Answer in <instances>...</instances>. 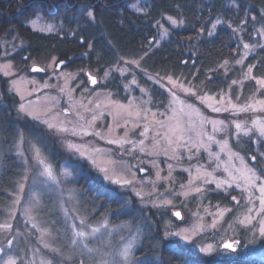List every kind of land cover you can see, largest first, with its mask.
Returning <instances> with one entry per match:
<instances>
[{
  "label": "rangeland",
  "instance_id": "rangeland-1",
  "mask_svg": "<svg viewBox=\"0 0 264 264\" xmlns=\"http://www.w3.org/2000/svg\"><path fill=\"white\" fill-rule=\"evenodd\" d=\"M130 9L142 15L147 13L141 0L130 3ZM84 10L80 8L78 17ZM166 17L171 16L163 15L159 20L160 24H156L157 38L154 40L153 48L160 47L169 38L173 29L182 26L178 19L172 17L177 20V24L172 25L165 19ZM214 24L215 27H211L212 35L220 25L229 26L228 22L221 19ZM26 25L42 34H54L66 28L64 22L43 14H37L27 21ZM49 27L52 28L51 31H48ZM238 33L240 40L234 60L217 66L216 70L207 72L203 76L197 73L188 76V74H174L168 70L147 69L142 64L145 54L120 57L103 73L98 70H70L65 67L57 70L59 62L55 56L27 60L25 59L27 44L23 39L12 31L0 35V105L7 106L9 98L18 99L19 102L13 107L15 117L22 122L29 120L35 125L29 128L22 123L16 124L12 145L6 149L1 143L0 133V170L5 154L14 156L20 167L10 200L0 206V224L10 220L14 226L11 233L0 232V246H3L6 238L15 237L14 248L10 254L15 256L16 251L19 250V256L23 258L24 264H41L42 260H50L51 264H56V261L60 264L64 261V263H74L73 260L77 256L84 261L83 256L89 262L85 263V260L84 264H94V259L97 262L102 257L110 260L114 254L120 260L119 253L129 245L135 257L142 244L143 229L139 222L122 221L119 218L123 215L121 213L136 207L138 212L135 213L138 216H141V213L149 215L152 210L153 214H157L162 220V237L165 232H181L183 235H188L191 243L184 241L180 243L192 246L199 257L204 255L199 249L212 244L214 252L207 258L210 257L209 259L215 264H221L222 259L230 258L228 257L230 253H226L221 247L222 243L239 241L238 254L231 253L232 257L254 261L255 264L264 263V238L259 237L258 234L253 235V232L238 222L248 214V208H252L251 215L256 216V209L259 208V201L256 200L258 191L249 189L254 201L249 203L248 193H242L235 184L231 187L222 184L220 188H216L215 183L205 184L203 179H198L189 186V180L195 179L196 170L201 165L204 166L201 169L202 174L206 170L212 172L217 180H225L227 174L223 172V167L230 156L231 162L239 167L242 165L237 155L251 165L250 157L255 154L256 167L264 169V153L260 151L261 144H264V137L260 135V129L264 128V104L261 103L264 101V85L257 83L258 79L264 78V72L258 74L256 71L259 61L256 57L259 51L264 49V23L256 25L251 40L244 39L245 32ZM245 43L249 45L248 49L243 47ZM252 59L254 62H249ZM33 66L44 68L45 73H32ZM250 66H254L251 72L248 70ZM105 73L108 75L105 76ZM231 73H234L233 79L227 88L218 92L210 90L209 81L221 74L227 76ZM88 74L99 78L101 85H108V88L100 87L92 90ZM168 77H171L174 83H170ZM118 80L120 83L117 84ZM45 84L48 87H42ZM114 89H122L119 97L114 94ZM185 89H191L197 95L192 96L186 93ZM198 97H204L203 102ZM21 104L24 105L25 112L19 111ZM170 107L177 109V115L184 119L188 118L184 113H189L197 122L204 120L207 132L213 134L217 141H226L227 145L211 143L207 148L200 146L198 155L192 160L188 159L189 153L184 150L180 159H169L162 152L151 155L141 152L138 141L143 139L139 136V132L143 129L135 125L145 122L143 109L150 110L147 116L153 124L149 126L154 125L155 128H159V121L175 123V118L169 111ZM181 108L184 109L183 113L179 111ZM213 108L219 111H213ZM137 109L141 110L139 118ZM26 112L32 115H27ZM77 113L84 119H77ZM153 113H155L154 117ZM33 116L36 118L34 119ZM93 116L96 117L95 120L92 119ZM44 120L58 127H66L68 131L49 130L47 125L42 123ZM236 124L241 125L240 130L236 129ZM213 127L217 129L216 132H213ZM82 129L93 134L84 135ZM96 132H99L103 139L97 137ZM245 132L248 134L245 135ZM117 138L128 139L134 143L120 147L106 142L108 139ZM249 142L253 143L255 148L253 154L247 155L242 149ZM145 144L149 145L150 141H145ZM33 145L41 148L48 162L57 169V175L59 170H67L71 175L67 179L59 177L58 184L39 176L36 161L32 159ZM77 149L79 151H76ZM97 149L99 151H96ZM192 151L195 153L196 148ZM209 152L213 156L219 155L221 165L219 171H213L216 168V161L209 156ZM80 153H84V156ZM85 156L87 159L84 158ZM92 160L95 161V167L91 163ZM210 160H212L211 164H209ZM169 165L172 166L171 169ZM99 168H107L108 174L113 179L128 180L131 183L121 187L119 184L104 181L103 174L98 171ZM140 169L147 170V174L142 175ZM185 169L191 171V177ZM21 183L24 186L23 192H19ZM89 184L98 187L100 194H105L109 190L114 191L115 197L107 199H116L115 205L119 206L120 211L107 207L111 211L99 216L97 208L86 210L87 202L83 186ZM196 185H199L203 191L200 193L191 191ZM221 195L222 198L219 197ZM18 196V203L14 205L13 202ZM232 196H236L240 203L234 201ZM33 197L37 200L34 201ZM27 207L32 208L34 221H28L25 217L24 210ZM226 209L231 211H225ZM9 212L14 213V219L9 217ZM174 212H180V218L173 215ZM53 213L58 215L57 222L50 219ZM76 216H86L91 227H98L101 223L106 225L97 234V239L89 241V246L98 248L99 252L81 255L80 249H74L69 243L66 234L72 231L69 225L73 223L79 225ZM259 219L260 217L256 216V220H253L254 228H258ZM115 221L117 222L113 223ZM214 221L215 228L212 227ZM33 222L38 228L47 229L51 235L41 237V233L32 228ZM169 239L177 238L169 237ZM165 241L168 243V240ZM45 243L62 248L63 255L54 254L44 248ZM222 253L224 254L221 255ZM121 264H124L122 260ZM128 264H134L132 257L129 258Z\"/></svg>",
  "mask_w": 264,
  "mask_h": 264
},
{
  "label": "trees",
  "instance_id": "trees-1",
  "mask_svg": "<svg viewBox=\"0 0 264 264\" xmlns=\"http://www.w3.org/2000/svg\"><path fill=\"white\" fill-rule=\"evenodd\" d=\"M133 1L0 0V35L12 31L23 39L27 44L25 55L29 60L55 56L58 62H69L64 67L70 70L93 69L103 73L120 57L145 54L142 64L147 69L168 70L174 74L188 76L197 73L203 76L216 70L217 66L234 60L240 40L239 31L245 32V40H251L256 25L263 24L260 16L264 13V0H141L147 10L145 15L130 9V3ZM80 8L85 10L94 8L96 22L88 20L85 10L78 17ZM37 14L62 21L66 28L54 34L36 32L28 27L26 22ZM163 15L182 21V26L173 29L169 38L160 47L153 48L154 40L157 38L156 24ZM245 16L249 18L248 25H242ZM251 16H256L257 20L251 21ZM219 19L228 22L229 26L220 25L213 35H209L212 24ZM242 28L247 30L244 31ZM233 29H236V32H233ZM81 38L84 44L80 43ZM89 44L91 48L88 47ZM256 58L259 59L256 71L262 74L264 49L259 51ZM249 62L253 63L254 59ZM233 75L234 73L227 76L221 74L212 79L208 82L210 90L218 92L227 88ZM116 83H120V80ZM18 102L19 100L13 97L8 99L7 106L0 105V133L4 149L12 145L16 124L22 123L29 128L34 125L29 120L22 122L15 117L13 107ZM43 133L41 135H44ZM54 151L57 152L55 149ZM19 169L16 158L11 154H5L0 170V206L10 200ZM94 186L93 184L83 186L86 210L97 208L99 216L110 212V209L120 211L119 206L115 205L116 199L108 200L105 194H100L98 187ZM135 212H138L136 207H132L131 211L121 213L123 215L119 218L122 221L139 222L143 229L142 244L135 254L134 264L138 260L148 261L150 264H215L210 257L207 258L205 255L199 257L195 249L189 245H184L185 254L179 259L169 255V242L166 243L161 235L162 220L157 214H153V210L151 214L141 213V216ZM57 216L53 213L50 219L57 222ZM157 243L160 247L154 248ZM228 257L230 258L222 259L221 264L256 263L232 257L231 253ZM82 258L86 260L85 257ZM73 261H81V258L77 256ZM64 262L61 264H74ZM87 262L86 260L85 263ZM56 264L60 262L56 261Z\"/></svg>",
  "mask_w": 264,
  "mask_h": 264
},
{
  "label": "snow or ice",
  "instance_id": "snow-or-ice-1",
  "mask_svg": "<svg viewBox=\"0 0 264 264\" xmlns=\"http://www.w3.org/2000/svg\"><path fill=\"white\" fill-rule=\"evenodd\" d=\"M135 7V6H133ZM139 10V9H137ZM85 14L88 17L89 20L95 22L96 16H95V9L89 8L85 10ZM261 22L264 23V13H261ZM172 25L177 24V20L173 19L172 17H166ZM251 21H256V16H251ZM182 23V21H181ZM250 23L249 18L245 16L242 19V25H248ZM157 24H160V21H157ZM163 27L162 25H160ZM212 27H215V24L212 25ZM231 27V25H230ZM52 28L49 27L48 31H51ZM242 30L246 31L247 29L242 28ZM166 31V30H165ZM233 32H236V29H233ZM75 35V32L72 33ZM209 35H212L211 31L208 33ZM81 44H84L83 38L80 40ZM89 48H91V44L88 45ZM245 49L249 48V45L245 43L243 45ZM25 59H28L25 57ZM238 63L240 61H237ZM55 63V62H54ZM60 64H63L64 61H60ZM127 63V62H126ZM187 63V61H185ZM227 63V62H225ZM252 67H249V72H251ZM31 71L33 72H44L45 69L38 66H33L31 68ZM5 75H7V72H5ZM108 73H105V76H107ZM89 79L93 84L96 83L95 78L89 76ZM163 79V78H162ZM168 80L170 83H174L172 81L171 77H168ZM233 83H236L233 81ZM257 83L260 85H264V78L258 79ZM42 87H48L47 84L43 85ZM163 87V85H161ZM63 91V89H61ZM171 91V90H169ZM186 93H189L192 96H196V92L191 89H185ZM175 94L173 93V96ZM201 99V102H203L204 97H198ZM208 99H212L211 97H207ZM23 99V97H21ZM221 100H223V97H221ZM262 104H264V101H261ZM122 107V106H121ZM211 107V105H209ZM213 111H219L217 108H213ZM20 112H25V107L23 104L20 105L19 108ZM140 109H137V117L140 116ZM149 109H143V112L145 113L143 120L145 121L143 124L137 123L135 127L142 128L143 130L139 132V136L143 137V139H140L138 141V144L140 146L141 152H146V154H158L162 152L165 154L169 159H180L182 158V150L187 151L189 153L188 159L192 160L194 156L198 155L199 153V147L204 146L207 148L208 145L211 143H223L224 146L227 145L226 141H217L215 136L213 134H209L205 127V121L200 120L197 122L196 120L191 118V115L189 113H184L185 116H187V119H184L181 116L177 115V109L174 107H170L169 111L172 112L173 117L175 118V123H166L165 121H159V128L150 127V124H153L152 121L148 119L147 113L149 112ZM181 113L184 112V109L181 108L179 110ZM27 115H32L31 113H27ZM68 113H65L67 115ZM153 117L155 116V113L152 114ZM163 115V114H162ZM35 119L36 117L33 116ZM77 119H84L83 116H80L77 113ZM93 120L96 119L95 116L92 118ZM70 122V121H69ZM208 123H212V121H207ZM42 123L46 124L49 130L56 129L58 132H67L68 129L66 127L50 124L47 120L42 121ZM255 123V122H254ZM126 127V124L124 125ZM237 130L241 129L240 124L235 125ZM111 131V128L109 129ZM75 131V129H74ZM83 131L84 135H92L93 133L88 131ZM217 129L213 127V132H216ZM151 133V135H149ZM248 133L245 132V135ZM95 135L101 139L103 137L99 132H96ZM127 133H125V136ZM260 135L264 137V128L260 129ZM145 141H150L149 145L145 144ZM108 144H116L120 147H123L125 144L134 143L131 140L123 139V138H117V139H108L106 141ZM193 148H196V152L194 153L192 151ZM150 149V150H149ZM135 150V149H132ZM76 151H79L78 149ZM96 151H99L97 149ZM223 151V148L221 149ZM81 156H84V153H80ZM209 156L213 157V159L216 161V168L213 171H219L221 168L220 165V157L219 155L213 156L211 152H209ZM84 158L87 159L85 156ZM36 161L37 169H38V175L41 177L46 178V180L51 181L53 183H60L59 177H64L67 179L71 173L67 170H59V175H57V169H54L51 163L48 162L47 157L44 155L43 151L40 147L33 145V157ZM237 159L240 160L242 166H236V164L232 163V157H229V161L225 162L223 167V172L227 174V178L225 180H217L215 177H213L212 172H205L202 174L201 169L204 167L203 165L200 166V168H197L196 170V177L195 179L189 180V186L193 185L195 183V180L203 179L205 184H212L215 183L216 188H220L222 184H227L229 187H231L233 184L236 185L237 188L241 189V192H247V200L249 203H254L252 193L249 191V189H256L258 191L259 195L256 197V200L259 201V208L256 209V216L260 217L259 220H257L258 228H254L253 226V220H256V216L251 215L253 209L248 208L247 212L248 214L244 216L243 219L239 220V224L245 228H247L250 232H253V235L258 234L259 237L264 238V169H259L256 167L255 162L257 161V156L255 154L251 155L250 160L252 162L251 165L249 163L245 162L243 157H239L237 155ZM91 163L95 167V161L92 160ZM212 163V160L209 161V164ZM171 165H169V168L171 169ZM98 171L102 173V180L108 181L111 184H119L121 187H124L127 184H130L131 181L128 180H118L113 179L112 176L108 174L107 168H99ZM185 171L189 172V176L191 177V171L189 169H185ZM171 176V171L169 172V177ZM211 177V178H208ZM157 178L159 179V172H157ZM259 181L260 183L257 184L256 182ZM242 182V183H241ZM181 187H185V185H181ZM24 186L21 183L19 186V192H23ZM191 191H194L196 193H200L203 191V189L196 185L194 188L191 189ZM187 194V193H186ZM116 193L112 190H109L107 193H105V198L115 197ZM139 195V194H138ZM142 199V197H141ZM232 199L236 201L238 204L240 203L239 200H237L236 196H232ZM19 196L17 197V200L13 202L18 203ZM33 200L36 201L37 198L33 197ZM167 203H171V201H167ZM225 211H231V209H226ZM32 208L27 207L24 210V215L27 218L28 221H34L35 217L32 216ZM9 217L11 219H14V213L9 212ZM173 215H175L177 218H180V212H174ZM76 219H79V225L73 223L69 225V227L72 229L70 234H66V238L68 239L69 243L73 246L74 249L79 248L81 255L84 254H92L94 252H99V249H94L89 246V241L91 239H97V234L100 233L101 228L106 227L104 224H100L98 227H91L87 222L86 216H76ZM222 218V217H221ZM32 228L37 229L41 233V237L44 236H50L51 233L45 229V228H38L36 223H32ZM216 222L214 221L212 224V227L215 228ZM13 224L10 222V220H6L4 223L0 224V232H7L11 233L13 231ZM169 237H174L177 239H169ZM164 240H168L170 250L169 255L180 258L184 256L185 254V247L183 244L180 243V241H184L185 243H191V238L188 235H183L181 232H165ZM14 240L15 237L12 238H6L3 246H0V264H24L23 258L19 256V250L16 251L15 256L10 254V251L14 248ZM239 244V241H232V242H223L221 247L225 250L226 253H232V254H238L237 245ZM44 248L49 249L51 252L57 255H63V249L62 248H56L53 247L47 243L43 244ZM160 244L157 243L154 245V248H159ZM200 253L211 256L214 252V246L212 244H208L204 247H201L199 249ZM222 253L221 255H223ZM120 260L116 258V255L114 254L110 260L103 259L99 262L95 261L94 264H121V260L124 262V264H128L129 258L132 257L134 259V253L131 250V245L124 247L123 250L119 253ZM41 264H51V261H41ZM74 264H84V261H74ZM136 264H150L148 261L144 260H138L136 261Z\"/></svg>",
  "mask_w": 264,
  "mask_h": 264
},
{
  "label": "flooded vegetation",
  "instance_id": "flooded-vegetation-1",
  "mask_svg": "<svg viewBox=\"0 0 264 264\" xmlns=\"http://www.w3.org/2000/svg\"><path fill=\"white\" fill-rule=\"evenodd\" d=\"M68 65V64H67ZM88 71H93V69H87ZM45 73V72H44ZM43 73V74H44ZM89 75V74H88ZM98 79V81H97V84L95 85V86H91V84L89 83V85L91 86V89L92 90H96V89H100V87H104V88H108L106 85H101V83H100V80H99V78H97ZM90 81V80H89ZM121 86V85H120ZM109 89H111L112 91H113V89L112 88H109ZM114 91H115V95L117 96V97H119L120 96V93L122 92V89H114ZM242 145V144H241ZM235 147H236V145H235ZM254 148H255V145L253 144V143H251V142H249L248 144H245L244 145V149H242L243 150V152L244 153H246L247 155H249V154H253L254 153ZM260 151H262L263 153H264V144H261V146H260ZM144 169H140V173L142 174V171H143ZM145 171V173L144 174H142V175H145V174H147V170H144ZM216 194V193H215ZM215 197V196H214ZM219 197H221L222 198V195L221 196H219ZM231 202V201H230Z\"/></svg>",
  "mask_w": 264,
  "mask_h": 264
},
{
  "label": "water",
  "instance_id": "water-1",
  "mask_svg": "<svg viewBox=\"0 0 264 264\" xmlns=\"http://www.w3.org/2000/svg\"><path fill=\"white\" fill-rule=\"evenodd\" d=\"M67 64H69V62H66V61H64V63L63 64H60V63H58V66H57V70H60L62 67H64V66H67ZM194 64V63H193ZM38 67H40V66H38ZM32 73H35V72H33V71H31ZM45 72V71H44ZM44 72H42V73H44ZM89 76H91V77H93V78H95V80H96V83L95 84H93L92 82H91V80H90V84H91V86H95L96 84H97V81H98V79H97V77L96 76H93V75H88V77ZM145 173V171L143 170L142 171V174H144Z\"/></svg>",
  "mask_w": 264,
  "mask_h": 264
}]
</instances>
